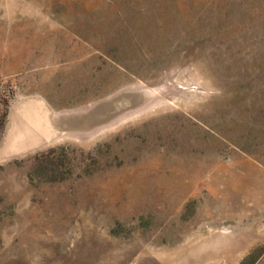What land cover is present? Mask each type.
<instances>
[{
    "label": "rangeland",
    "instance_id": "rangeland-1",
    "mask_svg": "<svg viewBox=\"0 0 264 264\" xmlns=\"http://www.w3.org/2000/svg\"><path fill=\"white\" fill-rule=\"evenodd\" d=\"M253 158L264 0H0V264H264Z\"/></svg>",
    "mask_w": 264,
    "mask_h": 264
},
{
    "label": "bare ground",
    "instance_id": "bare-ground-1",
    "mask_svg": "<svg viewBox=\"0 0 264 264\" xmlns=\"http://www.w3.org/2000/svg\"><path fill=\"white\" fill-rule=\"evenodd\" d=\"M18 119V118H17ZM22 121H23V119L22 118H20ZM21 120H20V122H21ZM42 121H43V118H42V116H40L38 113H36V114H34V118H31V119H29L28 121H25L24 120V126H22V129H20V130H18V133H21V135L22 134H24V136L23 137H25L26 138V140H28L29 142H27V143H23L24 144V146H26V145H28L29 143H31L32 141H37L39 138H42V136L45 134V130H44V127H43V125H42ZM20 122H19V124H20ZM15 123H16V121H15ZM15 123H14V125H15ZM22 124V123H21ZM18 125V124H17ZM17 125H15V126H17ZM12 131V130H11ZM16 136H17V134H16ZM15 136V137H16ZM14 137V138H15ZM22 138V137H21ZM17 139V138H16ZM13 141H15L16 142V140L15 139H12ZM21 141V140H20ZM12 142V141H11ZM19 142V141H18ZM17 142V143H18ZM22 142V141H21ZM20 142V143H21ZM14 143V142H13ZM16 144V143H15ZM15 146V145H14ZM13 146V147H14ZM19 146V145H18ZM21 146V145H20ZM23 146V147H24ZM12 147V146H11ZM17 148V147H16ZM15 148V149H16ZM19 148H21V147H19ZM6 150H8V149H6Z\"/></svg>",
    "mask_w": 264,
    "mask_h": 264
},
{
    "label": "crops",
    "instance_id": "crops-1",
    "mask_svg": "<svg viewBox=\"0 0 264 264\" xmlns=\"http://www.w3.org/2000/svg\"><path fill=\"white\" fill-rule=\"evenodd\" d=\"M34 106V105H31ZM249 163L251 170L248 172H244V178L249 180V187H263L264 183V163L259 159H252Z\"/></svg>",
    "mask_w": 264,
    "mask_h": 264
}]
</instances>
